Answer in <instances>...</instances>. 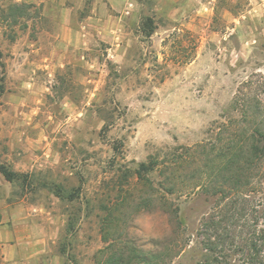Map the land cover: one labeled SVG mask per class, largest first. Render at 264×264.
Here are the masks:
<instances>
[{"label":"rangeland","instance_id":"1","mask_svg":"<svg viewBox=\"0 0 264 264\" xmlns=\"http://www.w3.org/2000/svg\"><path fill=\"white\" fill-rule=\"evenodd\" d=\"M0 54V164L20 175L0 174V264L172 239L173 264H199L204 219L231 201L182 195L195 158L162 159L264 129V0H0ZM152 157L153 189L133 176ZM245 179L231 214L263 225L264 162Z\"/></svg>","mask_w":264,"mask_h":264},{"label":"trees","instance_id":"2","mask_svg":"<svg viewBox=\"0 0 264 264\" xmlns=\"http://www.w3.org/2000/svg\"><path fill=\"white\" fill-rule=\"evenodd\" d=\"M15 9L17 6L11 7L10 16L14 18L16 17ZM3 92L4 89L0 86V94ZM245 135H236L227 141L220 137L216 144L210 142L195 149L180 148L169 153V158L162 159L163 164L169 169L172 165L185 163L195 158L198 167L196 182L185 188L181 192L182 195L185 193L184 195L191 196L202 192L211 197H221L220 202L227 199L231 201L230 210L226 211L230 212V216L217 208L204 219L198 234L204 252L199 264H264V224L260 225L257 220L256 224H246L245 228H242L239 225L242 214H231V209H235L244 196L242 189L251 185L247 184L248 181L245 179L247 171L253 163L264 162V129L258 127L250 135ZM159 166V157H152L149 162L141 163L133 171V176L145 181L153 189L154 182L149 176L157 172ZM0 174L11 183L20 179L19 174L3 164H0ZM174 185L172 183L166 187L163 186L166 191L164 195L166 201L169 199L168 196L174 195L175 190L171 189ZM233 194L235 197L232 196ZM173 213L181 229L179 209ZM230 219L234 220V224H231L233 231L229 230L227 224ZM238 227L242 228L239 234L236 232ZM176 243L177 241L172 239L160 248L148 251L132 245L122 248L109 245L104 251L99 252L97 264H173L186 246V244L178 246Z\"/></svg>","mask_w":264,"mask_h":264}]
</instances>
